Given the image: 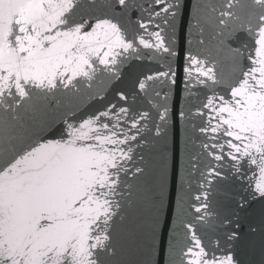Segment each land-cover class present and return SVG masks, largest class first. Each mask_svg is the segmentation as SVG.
<instances>
[{
  "label": "snow or ice",
  "instance_id": "1",
  "mask_svg": "<svg viewBox=\"0 0 264 264\" xmlns=\"http://www.w3.org/2000/svg\"><path fill=\"white\" fill-rule=\"evenodd\" d=\"M0 264H264V0H0Z\"/></svg>",
  "mask_w": 264,
  "mask_h": 264
},
{
  "label": "water",
  "instance_id": "2",
  "mask_svg": "<svg viewBox=\"0 0 264 264\" xmlns=\"http://www.w3.org/2000/svg\"><path fill=\"white\" fill-rule=\"evenodd\" d=\"M147 64H141L139 62H133L125 71V76L124 79L122 81V83L120 84V87L123 88H128L131 86L132 80L134 79V77L140 73V72H144L147 71ZM180 101H183V91L181 90L180 93ZM109 98H111V94L109 96ZM179 106V105H178ZM183 140V134H182V129L180 124H177V130H176V141H177V154L179 157V148L181 146Z\"/></svg>",
  "mask_w": 264,
  "mask_h": 264
}]
</instances>
